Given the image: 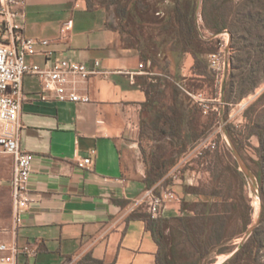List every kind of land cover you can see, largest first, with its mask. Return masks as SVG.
Masks as SVG:
<instances>
[{"label": "crops", "instance_id": "1", "mask_svg": "<svg viewBox=\"0 0 264 264\" xmlns=\"http://www.w3.org/2000/svg\"><path fill=\"white\" fill-rule=\"evenodd\" d=\"M22 11L25 36L51 40L58 57L91 67L100 61L104 73L71 78L69 87L88 95V102L60 101L55 92L43 90L39 76L24 77L21 146L35 155L32 203L17 220L10 186L14 158L0 151V242L18 248V264H156L153 234L132 216L148 190L140 127L143 115L151 114H143L147 94L137 82L147 75L139 68L146 63L107 27L105 7L91 9L88 0H25ZM68 21L73 26L63 33ZM28 60L45 65L41 55ZM194 64L187 53L178 75L199 77ZM225 77L226 71L220 79L222 100ZM86 157L92 163L81 166ZM207 176L202 165L188 167L173 185L182 201L168 203L162 215L182 214L184 200H211L185 191V185ZM166 178L159 183L168 185Z\"/></svg>", "mask_w": 264, "mask_h": 264}, {"label": "trees", "instance_id": "2", "mask_svg": "<svg viewBox=\"0 0 264 264\" xmlns=\"http://www.w3.org/2000/svg\"><path fill=\"white\" fill-rule=\"evenodd\" d=\"M88 1L91 9L106 8L107 27L120 34L125 46L139 50L147 71L173 78L147 74L137 80L147 94L143 114L146 110L151 114L149 119L143 115L140 127L149 189L220 121L215 112L204 120L201 106L179 85L198 88L199 82L207 80L217 84L211 55L220 51L221 41L215 34L226 30L231 34L226 105L242 100L264 83V0H201L200 8L199 0ZM187 53L193 54V70L199 77L185 80L177 71ZM244 117V128L233 124L227 128L243 156L252 137L259 141L254 146L262 203L258 226L245 243H238L254 221L247 179L227 147L206 150L197 163L208 176L197 185H185V191L211 200H184L182 214L175 216L155 218L143 211L144 206L132 215L144 220L153 234L158 245L156 264H213L237 248L224 264H264V90L245 109Z\"/></svg>", "mask_w": 264, "mask_h": 264}, {"label": "built area", "instance_id": "3", "mask_svg": "<svg viewBox=\"0 0 264 264\" xmlns=\"http://www.w3.org/2000/svg\"><path fill=\"white\" fill-rule=\"evenodd\" d=\"M24 5L25 0H0V151L14 158L10 186L17 220H20L22 213L28 210L32 203L29 182L35 158L33 153L21 146L20 114L24 101V77L28 74L39 76L43 90L55 92L60 101L88 102L90 100L88 95H81L74 87H69L71 78L87 79L91 75L104 73L99 68L100 61H96L95 66L91 67L74 58H61L57 56L51 40L25 36L24 24L20 20L24 16L22 11ZM72 26V21L64 23L63 33ZM221 34L224 39L226 37L225 47L230 34L227 30ZM35 55L44 57V66L28 60V57ZM227 59L225 56L221 60L219 53L211 55V65L220 79L226 71ZM139 68L141 72L151 76L162 75L173 79L162 73L147 71L144 63H140ZM179 85L201 106L205 115L212 110H220L221 105L214 102L224 104L221 96L208 98L203 92H194ZM217 133V130L211 131L183 155L167 174V179L171 180L168 185L163 186L159 183L145 192L140 202L148 213L155 218L160 217L168 203L182 201V197L174 190V183L180 181L187 165L194 157H200L206 150H215L219 147ZM91 163L92 158L86 157L80 165ZM18 251L15 245L0 242V264H18Z\"/></svg>", "mask_w": 264, "mask_h": 264}, {"label": "rangeland", "instance_id": "4", "mask_svg": "<svg viewBox=\"0 0 264 264\" xmlns=\"http://www.w3.org/2000/svg\"><path fill=\"white\" fill-rule=\"evenodd\" d=\"M229 32V31H228ZM223 33V32H222ZM230 34V32H229ZM216 37H219L218 39H220L221 41V45H220V51L218 52L221 56V60L224 59L225 56L229 57V70H230V57L232 54L231 51V38L229 37L228 39V43L227 45L224 47V43L226 42V37L224 39V36H222L221 33H219ZM222 73V71H221ZM221 76V75H219ZM183 84V82H181ZM200 84H202L201 87H192L189 88L186 85H184L187 89L189 88L191 91L194 92H203L205 94L206 97L208 98H218L220 97V77H218V81L217 84L214 85L212 84V81H203V82H199ZM264 90V83H262L259 87H257L253 92H251L250 94H248L247 96H245L242 100L236 102V103H231L229 106L226 105V103L224 104H220V102H214L217 105H221L219 108L220 110H212L211 112H215L219 115L220 117V121L218 124H216L214 130H217V140L219 141V147L220 149H223V147H227L226 149L228 153H232V155L235 157L233 150L230 146L229 141L226 140L225 137H223L224 135V127L223 124L225 123L226 127L228 124H233L238 128H244V126L247 123V120L244 117V111L245 109L248 107V105ZM209 113L207 115H209ZM226 114H228V118H226ZM222 115H224V121L222 119ZM213 131V130H212ZM250 142H247L249 144H247L244 148V156L241 154V156L243 157V159L245 160V162L247 163L249 170L251 172V179L254 182V187L251 185V183L249 182L248 177L246 176L245 172L242 170V168L240 167V169L244 172L245 177L247 179V186H246V190L247 193L249 195V197L251 198L252 201V205L254 208V212H253V223L256 221V219L258 218V214L259 212L262 210V203H261V197H260V186H259V181L257 178V175L255 173V171L257 170V165L255 163V160L258 159V156L256 154V151L254 149V146L259 145V141L257 139V137H252L250 140ZM147 142L145 141V144ZM147 145V144H146ZM218 147V148H219ZM209 150V149H208ZM236 158V157H235ZM204 158H202V156L200 157H194L191 162L187 165L186 169L189 167H193V166H197V162L198 161H202ZM238 161V160H237ZM226 159H223V165L226 164ZM192 164V165H191ZM239 164V162H238ZM240 166V164H239ZM205 177V176H204ZM205 180V178L201 179V181ZM251 227V226H250ZM249 227V228H250ZM246 234V233H245ZM245 236V235H244ZM243 236V237H244ZM243 237L241 239L238 240V243H240L243 239ZM228 257V255H221L218 257L217 262L213 263V264H220L222 263L226 258Z\"/></svg>", "mask_w": 264, "mask_h": 264}, {"label": "water", "instance_id": "5", "mask_svg": "<svg viewBox=\"0 0 264 264\" xmlns=\"http://www.w3.org/2000/svg\"><path fill=\"white\" fill-rule=\"evenodd\" d=\"M201 6V0L198 1V8H200ZM218 34H215L214 36H217ZM230 38H231V34H230ZM228 73H229V57L227 59V67H226V77H225V81H224V86H223V102L225 103L224 101V94H225V85H226V80H227V77H228ZM222 119L224 121V115H222ZM223 127H224V137L226 138L227 141H229L230 143V146L233 150V153L236 157V159L238 160L239 164H240V167L242 168V170L245 172L246 176L248 177L249 179V182L251 183V185L254 187V182L252 181L251 177V172L249 170V167L247 165V163L245 162V160L243 159V157L241 156V153L239 152L238 148L236 147L235 143L233 142L230 134H229V131H228V128L226 127L225 123L223 124ZM260 216H261V211L259 212L258 214V218L256 219V221L254 222L253 225H251V227L248 229V231L246 232L245 236L243 237L242 241H241V245L243 243H245L248 238L252 235L254 229L256 228V226H258L259 224V220H260ZM238 251V248L230 255H228V257L220 264H224L228 259H230L236 252Z\"/></svg>", "mask_w": 264, "mask_h": 264}]
</instances>
